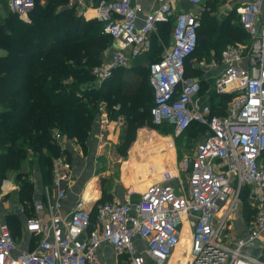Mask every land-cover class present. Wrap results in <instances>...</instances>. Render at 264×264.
<instances>
[{
  "label": "built area",
  "instance_id": "1",
  "mask_svg": "<svg viewBox=\"0 0 264 264\" xmlns=\"http://www.w3.org/2000/svg\"><path fill=\"white\" fill-rule=\"evenodd\" d=\"M187 1L200 4L206 0ZM262 1L250 0L235 7L248 40L228 43L221 51L222 69L214 88L216 92L234 93L224 115H210V107L199 103V80L185 76V60L197 45L198 15L177 12L171 44L164 46L158 60L148 64L152 121L158 124L166 119L173 123L175 137L191 121L208 129L193 153L179 160L178 169L187 175V191L178 187V192L166 182H149L136 199L128 193L121 201L97 205L93 222L91 209L82 197L63 217L59 209L71 175L65 150L72 146V140L53 129L52 138L62 153L52 158L51 183L45 186L43 199L29 205L32 210L24 225L28 237L38 240L37 245L18 251L0 212V264H98L97 251L102 243L112 246L125 264H168L174 253L185 250L178 249L185 224L190 240L181 264H264V239L259 240L264 232V23L258 22ZM35 2L8 0V7L23 16ZM90 2L93 18L102 23L114 47L106 49L92 68L99 82L109 78L116 68L128 67L132 57L149 50L150 36L157 32L158 23L173 17L171 0H160L141 20L132 0ZM191 61L196 64L194 59ZM9 185L7 178L0 179V195L8 192ZM244 186L251 189L249 200L255 213L244 233L234 235L228 214L237 209ZM51 187L55 195L50 193ZM226 202L225 212L217 216ZM256 240L262 244L258 254L253 255L246 246Z\"/></svg>",
  "mask_w": 264,
  "mask_h": 264
},
{
  "label": "trees",
  "instance_id": "2",
  "mask_svg": "<svg viewBox=\"0 0 264 264\" xmlns=\"http://www.w3.org/2000/svg\"><path fill=\"white\" fill-rule=\"evenodd\" d=\"M202 6L197 14L200 20L197 45L185 60L187 77H200L203 72L193 66L192 59L219 61L226 44L248 40L235 8L219 17L214 0H206ZM27 16L23 19L10 11L0 16V49L3 50L0 53V179L15 172L16 181L26 182L27 174L21 168L31 158L39 167L42 182L50 184L51 160L62 153L52 138V130L57 129L84 147L102 104L109 119L123 118L121 141L116 146L123 157L139 127L154 129L162 135L173 132V123L168 120L158 124L152 121L153 92L148 83V64L158 60L164 46H168L173 17L159 22L157 32L151 34V45L145 52L147 64L140 55L136 56L138 60L131 72L118 67L109 78L99 82L92 68L112 41L103 32L101 22L85 18L69 0H45L43 4L36 0ZM143 66L144 76L138 73ZM233 95L213 90L210 115H224ZM116 105L118 108H114ZM207 131L206 125L191 121L174 139L178 159H181L178 150L183 134L189 140L202 137ZM124 166L129 169L127 164ZM250 191L244 186L239 192L246 225L255 213L249 200ZM96 208L97 204L91 210L92 222ZM7 223L13 235L15 228L11 222Z\"/></svg>",
  "mask_w": 264,
  "mask_h": 264
},
{
  "label": "crops",
  "instance_id": "3",
  "mask_svg": "<svg viewBox=\"0 0 264 264\" xmlns=\"http://www.w3.org/2000/svg\"><path fill=\"white\" fill-rule=\"evenodd\" d=\"M214 1L216 5L218 4L216 1H225V3L220 6L221 12L218 13V9L216 11L219 17H223L230 9L235 8V6L240 3L250 0ZM159 2L160 0H132V3L137 8L139 20H141L147 12L158 6ZM202 3L201 10L203 7ZM69 4L74 5L77 12L82 14L85 18H93L90 0H69ZM197 5L198 4H192L187 0H171L173 23L174 16L177 12L182 10L191 11L193 6L195 7ZM9 11L8 0H0V16L6 15ZM258 22L264 23V0L262 1ZM170 44L171 39L169 40L168 46ZM113 49V42L111 41L107 50L111 51ZM0 53H3V50L0 49ZM145 55H147L145 52L140 54V59L143 60L144 64H147L148 57H145ZM137 60V57H132L129 67H132ZM193 66L201 68L203 71L200 77H196L201 87L198 93L199 103L200 105H208L210 107L209 102L211 100V93L213 90L215 91L214 80L222 69L220 59L219 61L213 60L211 62H206L204 60L196 61V64ZM204 86L205 88H203ZM114 108H116V106H114ZM144 128L146 129V127H139L137 129L136 138L128 147L126 155L124 157L121 156L117 152V141L115 138L117 132H123V118L117 117L109 119L104 104L101 105L100 113L89 131L85 147L72 141V146L68 147L65 153L70 164L71 175L68 187H66V194L62 201V207L59 209L60 215L67 217L78 197L84 198L87 206L91 210L93 206L95 204L98 205L102 199L121 201L128 193L131 199H136L138 194L149 182H166L176 189L179 187L187 191V175L178 169L180 159H178L177 156L174 143L175 136H173L172 133L162 135L157 131L155 132L154 129L151 130L156 135L167 139L172 155L169 163H165L164 165L162 163L159 164L158 160L153 158H149L147 161L146 153H148V151L146 145H141L136 155H130V149L137 139L138 130ZM103 135H106V137L103 138ZM201 139L202 137H198L195 143ZM27 161L28 159L23 162L21 168L22 171L28 174L26 182L22 184L19 183L15 180V172H10L7 177H4L10 181L9 190L5 194L0 195V212L3 214L6 221L11 222V226L15 228L13 236L17 243L18 251L31 250L37 245L38 240L33 237H28L27 233L24 231V225L26 218L31 214L32 210L28 209V206L32 205L33 202L37 200H42L44 188L46 185H49V183L45 184L42 182L39 167L36 161L32 159H30L31 162L29 161V164H32L29 165L31 166L32 173H27ZM126 162L129 163L127 164L129 166L128 170L124 169V164ZM113 163H117V170L113 171L111 167ZM181 174H185V185L181 180ZM179 188L177 189L178 192H180ZM50 193L55 195V189L51 187ZM24 204H26V208L22 211L20 208L22 206L24 207ZM245 224H243L239 230L237 228L236 231H232L233 234H243L247 227ZM262 239H264V232L262 233V238L259 240ZM181 240L184 239L180 238V242ZM187 240H190V235H187ZM135 242L139 247L141 246V242L138 238L135 239ZM97 255L98 264H125L122 256L116 255L112 246L107 243H102L99 246ZM179 258L181 257L175 259L176 262Z\"/></svg>",
  "mask_w": 264,
  "mask_h": 264
},
{
  "label": "rangeland",
  "instance_id": "4",
  "mask_svg": "<svg viewBox=\"0 0 264 264\" xmlns=\"http://www.w3.org/2000/svg\"><path fill=\"white\" fill-rule=\"evenodd\" d=\"M218 4L216 5L217 6V9H218V13H220V6L222 4L225 3V1H216ZM231 10V9H230ZM201 11V3L198 4L197 6H193V9L190 11L191 13L193 14H199V12ZM18 17L20 18H23V19H27V15H23V16H20L17 14ZM169 35H170V32H169V27H168V31H167V36H168V40H169ZM143 58V57H142ZM204 61H208L206 59H203ZM213 60H210L208 62H211ZM125 70L131 72V70H133L131 67H125ZM141 70V69H139ZM138 69H136V71H139ZM128 72V73H129ZM140 73L142 76L145 75V67L143 66L142 67V70L141 72H138ZM130 74V73H129ZM129 76H132V75H129ZM205 88V86L203 87ZM116 108H118V105H116ZM152 129H149V128H144V129H139L138 130V135H137V139L135 140V142L133 143L131 149H130V155L131 156H134L136 155V152L139 151V147L141 145H146L147 146V151L148 153H146V160L148 161L149 158H153V159H157L159 164H165V163H169V161L171 160V149H170V146L169 144L167 143V139L165 137H161V136H158L156 135L155 133H153L151 131ZM148 131V132H147ZM156 132V130H154ZM122 133V132H121ZM121 133L117 132V136L115 138V140L117 141V144L121 141L120 138H121ZM106 137V135H103V138ZM199 136L195 137V139H189L187 140V138L184 137V134L181 136V144H180V147H179V150L178 152L180 153L181 155V158L183 155H186V154H192L193 151H194V147H195V141L198 139ZM113 140V139H111ZM110 140V141H111ZM77 143V142H76ZM83 147V146H82ZM85 147V146H84ZM176 148V146H175ZM86 149V148H85ZM68 150V149H66ZM65 150V151H66ZM83 150V148H82ZM118 152V151H117ZM66 153V152H65ZM31 158H28V164H26V170H27V173H32V169H31V166L29 165H32V164H29V161H30ZM31 162V161H30ZM117 163H113L112 164V169L113 171L114 170H117ZM125 164H129L128 162H126ZM184 173V172H183ZM27 177H28V174L27 176L25 177V181L27 180ZM9 178V177H8ZM181 180L182 182L184 183L185 185V174H181ZM238 198H239V195H238ZM226 206H227V202L224 203L220 210L217 212V216H222L223 213L225 212L226 210ZM228 221H229V226H230V231H236L237 228L238 230L243 226V224L246 223L245 221V217H244V214H242V211H241V200L239 198V202H238V207L236 210H233L232 212H230L228 214ZM237 225V226H236ZM246 225V224H245ZM245 227V226H244ZM187 235H190L189 233V227L187 226V224L184 225L183 227V230H182V236L181 238H183L184 240H181L180 242V245L178 246V249H182L184 251H182L180 254L178 252L174 253L170 259V261L168 262V264H176V258L178 257H181L179 258V262L178 264H181L180 262H182L183 260H185V258L187 257V254L185 253L186 251V248L188 247L189 245V240H187ZM262 244V242H259V241H254L253 243H251L250 245L248 244L246 246V250L248 252H251V254L253 255H257L258 252H259V245ZM253 246L255 247L254 249ZM264 258V254L262 256Z\"/></svg>",
  "mask_w": 264,
  "mask_h": 264
}]
</instances>
